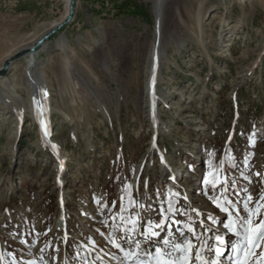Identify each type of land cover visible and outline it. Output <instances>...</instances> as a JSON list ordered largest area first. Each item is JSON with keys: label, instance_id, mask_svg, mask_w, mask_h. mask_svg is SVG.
<instances>
[{"label": "rangeland", "instance_id": "obj_1", "mask_svg": "<svg viewBox=\"0 0 264 264\" xmlns=\"http://www.w3.org/2000/svg\"><path fill=\"white\" fill-rule=\"evenodd\" d=\"M137 1L150 22L75 0L34 68L23 58L0 78V264H148L185 237L199 264L204 242L216 259V235L219 264H234L243 236L225 225L243 233L245 202L264 220V0ZM64 5L0 0V66Z\"/></svg>", "mask_w": 264, "mask_h": 264}, {"label": "snow or ice", "instance_id": "obj_2", "mask_svg": "<svg viewBox=\"0 0 264 264\" xmlns=\"http://www.w3.org/2000/svg\"><path fill=\"white\" fill-rule=\"evenodd\" d=\"M213 187H215V185H213ZM261 199H264V196H262ZM248 200H251V196L248 197ZM214 202L216 201L214 200ZM227 203L230 204L231 202L229 201ZM217 207L223 212L227 213L229 211L227 207L218 202ZM259 207L261 206L258 205L257 211L253 212L248 208V203H244V209L249 212V216L243 220L242 234L237 230V225L235 221L231 220V218L230 223L225 225V228L229 229L234 234L243 236V242L232 247L234 258L230 256L229 259H234V264H264V251L261 252L259 259L254 262L252 260V257L255 255V249L260 246L262 241H264V220H260L259 224H254L251 219L252 216L258 215ZM177 231L180 232L179 229H177ZM189 231L193 230L190 228ZM150 235L156 236L158 234L150 230ZM180 236L184 237V233L180 232ZM214 240L217 242L215 247L216 259L212 261L203 259L202 252L204 248L208 247L207 243L204 242L195 254V259L199 264H219L220 258L225 255L226 239L223 236L216 235ZM164 243L168 244L169 241L165 240ZM117 246L119 247V245ZM192 248V241L186 237L182 238L178 243L172 244L171 251L167 253L162 249H157L152 256V260L148 262V264H192ZM173 252L176 253V255H173ZM134 255L135 253L132 252L125 253L126 259H131ZM141 264H145V262H141Z\"/></svg>", "mask_w": 264, "mask_h": 264}, {"label": "bare ground", "instance_id": "obj_3", "mask_svg": "<svg viewBox=\"0 0 264 264\" xmlns=\"http://www.w3.org/2000/svg\"><path fill=\"white\" fill-rule=\"evenodd\" d=\"M75 1V0H74ZM159 1H161V0H159ZM64 3H65V5H64V10H63V13L61 14V16L56 20V21H54L51 25H50V28H49V30H48V32H50L51 30H53V29H55V28H57L58 26H60L62 23H64L65 22V20L67 19V17H68V15H69V9H70V4H71V0H64ZM159 2H157L156 3V6H155V13L158 15L159 14V4H158ZM159 16V15H158ZM158 16L156 17L157 19H158ZM47 32V33H48ZM46 33V34H47ZM46 34H44V35H46ZM43 35V36H44ZM42 36V37H43ZM63 40H64V36L63 35H60L59 36V39H58V44L60 45V43H62L63 42ZM39 41V40H38ZM37 42V41H36ZM36 42L35 43H33L32 45H30V46H26V47H23V48H21V49H19V50H17L15 53H13V54H11V55H9L4 61H3V64L6 62V61H8V60H10V59H12L14 56H16V55H18V54H21V53H24V52H27V51H29V50H31L32 48H33V46L36 44ZM43 47V46H42ZM41 47V48H42ZM40 48V49H41ZM24 64L22 65L23 66V72H24V74H26L27 72H29L32 68H34V66H35V59H34V57L32 58L31 56H28V57H26L25 59H24V62H23ZM3 64H2V66H3ZM2 66H0V70H1V68H2ZM1 81V80H0ZM5 84H7V83H5ZM31 84H32V89H33V98H34V100L36 101V102H38V103H36L37 104V107H36V109H38V111L36 112V115H37V117H43V118H46L47 116H48V114H49V111L45 108V105L43 106V108H42V105L44 104V102H45V104L47 103V92H46V89H45V87L43 86V82H41L40 80H35V81H33V82H31ZM13 85V84H12ZM6 86H8V85H6ZM6 86L4 85V81H2V82H0V96L1 97H4L3 96V94H4V92H5V90L7 89L6 88ZM10 88V87H9ZM45 93H46V95H45ZM47 106V105H46ZM45 108V109H44ZM38 118V119H39ZM44 130H45V133L47 134V131H48V128L46 127V128H44ZM56 151H57V149H56ZM57 153V152H56ZM63 162V161H62ZM57 164V163H56ZM59 164V163H58ZM63 164V163H62ZM62 167V166H61ZM57 169L59 168V165H57V167H56ZM56 169V170H57ZM64 222H62V224H63ZM62 224L61 223H59V227L60 226H62ZM64 226V225H63Z\"/></svg>", "mask_w": 264, "mask_h": 264}, {"label": "water", "instance_id": "obj_4", "mask_svg": "<svg viewBox=\"0 0 264 264\" xmlns=\"http://www.w3.org/2000/svg\"><path fill=\"white\" fill-rule=\"evenodd\" d=\"M75 8V1L71 0V4H70V9H69V15L67 17V19L65 20L64 23H62L60 26H58L57 28L51 30L50 32H48L46 35H44L43 37H41L39 39V41L36 42V44L33 46V48L27 52L18 54L16 56H14L12 59L6 61L1 70H0V78H4L5 75L7 74L9 68L15 64L16 62H18L19 60L26 58L28 56H31L33 58V56L40 50V48L44 45V43L48 40H50L55 34H57L58 32H60L63 28H65L69 22L72 20L73 16H74V9Z\"/></svg>", "mask_w": 264, "mask_h": 264}, {"label": "trees", "instance_id": "obj_5", "mask_svg": "<svg viewBox=\"0 0 264 264\" xmlns=\"http://www.w3.org/2000/svg\"><path fill=\"white\" fill-rule=\"evenodd\" d=\"M113 2V11L115 16L130 15L139 17L147 22H150V14L147 6L142 5L137 0H111ZM260 112H256L257 116Z\"/></svg>", "mask_w": 264, "mask_h": 264}]
</instances>
